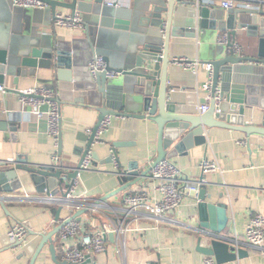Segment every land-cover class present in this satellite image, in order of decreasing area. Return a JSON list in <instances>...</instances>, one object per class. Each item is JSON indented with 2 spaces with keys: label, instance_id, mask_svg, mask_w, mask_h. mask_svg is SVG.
Returning a JSON list of instances; mask_svg holds the SVG:
<instances>
[{
  "label": "water",
  "instance_id": "obj_1",
  "mask_svg": "<svg viewBox=\"0 0 264 264\" xmlns=\"http://www.w3.org/2000/svg\"><path fill=\"white\" fill-rule=\"evenodd\" d=\"M6 1L11 3V0ZM43 1L49 5L53 18L58 6L70 10L72 14L79 11L91 15L84 20L85 37L60 41L54 38L55 35L35 31L33 36L18 46L0 38V84L6 77H12L16 88L8 90L18 94L21 82L32 84L30 87H46L55 91L56 95L51 100L59 105L67 101H88L97 108L99 118L93 133L88 135V144L81 150L82 157L76 167L34 166L23 156L18 157L16 162L0 163L3 167L0 171V201L7 213L5 201L9 198L3 194L14 193L23 187L18 170L28 173L30 181L41 192L52 196L61 193L66 197L77 176V169L92 148L95 132L107 115L121 118L124 133L134 139L140 133L149 135L156 128L157 157L142 172L131 166L128 170L117 172L120 186L97 200L95 205L138 184L159 161L188 154L191 148L204 145L207 142L204 136L206 128L225 127L249 135H264V80L256 77L250 66L264 64L263 7L236 6L224 10L205 5L200 0H168L167 3L154 0L145 14L137 19L133 17V10L110 6L106 0H94L92 6L87 4L90 0ZM17 10L21 12L23 9ZM129 30L133 33L130 44L124 51L115 52V45L128 35ZM244 30L258 40L256 52L251 55L243 52L238 54L233 49V42L237 36L244 34ZM118 31L125 35L120 36ZM205 31H219L220 34L227 32L229 41L227 44L210 39L204 41L203 47L211 50L215 56L209 61L213 65L211 93L215 95L220 91L222 101L217 104L212 100L208 111L200 114L197 108L199 87L196 84L199 71L194 73L183 70L173 63V57L195 58L196 42ZM95 54L103 56L107 69L116 71L117 75L111 77L106 72H99L93 76L89 69L86 71L80 67L84 59H89L90 64ZM183 82L184 85L181 84ZM257 106L263 110L260 125L247 124V107ZM130 143L125 140L114 142L112 154L105 159H100L93 148L92 165L113 162L114 157L119 160L117 149L129 146ZM62 144L60 129L59 155ZM75 151L79 149L75 148ZM207 184L202 176L188 180L185 188V193L197 200L200 222L195 229L198 233L197 250L214 257L217 264L241 259L248 252L237 247L236 241L229 237L228 206L209 201L213 196L203 187ZM95 205H88L63 221H60L63 208L59 206L55 218L59 224L48 233H38L26 224L29 227L28 238H35L23 247L21 257L29 255V264H36L38 259L45 263L41 254L44 246L51 242L53 262L69 264L57 259L52 238L72 218L80 221L82 215ZM111 234L113 237L116 235ZM6 241H10V248L22 245L7 236Z\"/></svg>",
  "mask_w": 264,
  "mask_h": 264
},
{
  "label": "crops",
  "instance_id": "obj_2",
  "mask_svg": "<svg viewBox=\"0 0 264 264\" xmlns=\"http://www.w3.org/2000/svg\"><path fill=\"white\" fill-rule=\"evenodd\" d=\"M93 1H87V4L92 6ZM109 1L114 0H106V3ZM116 1L121 2V5L115 7L133 10L135 14L133 17L138 19L145 14L148 6L154 0ZM155 1L168 2V0ZM234 1L239 7L264 8V0ZM15 8L6 0L0 3V38L10 42L13 46H18L23 40L33 36L35 31L50 33L60 41L85 37V30L54 26L49 6L45 9ZM20 8L23 9L21 12L17 10ZM213 8L224 9L219 5ZM56 12L71 13L70 10L60 6L57 7ZM82 15L85 21L89 16L91 17V15H84V13ZM140 28L142 29V27ZM118 34L120 36L125 35L122 31H118ZM127 34L115 45V52L124 51L130 44L133 33L129 30ZM219 34V31H205L204 35H200L199 42H196L195 58L204 62H209L215 58L211 50L205 49L203 46L207 39L218 42ZM236 41L242 46L245 55L256 52L255 46L258 40L250 36L245 30L243 35L237 36ZM88 60L84 59L80 65L86 71L89 69ZM250 66H252V71L256 77L263 81L264 64H251ZM207 80V71L201 69L196 80L197 86L200 87ZM2 84L7 89L15 90L16 88L12 77H6ZM181 84L184 85L185 82ZM31 85L21 82L18 89L28 88ZM197 94L198 106L206 103V93L197 91ZM59 106L63 139L60 155L54 138L47 134L46 116L38 119L30 114L28 108L19 101V95L15 91L7 90L4 94L0 92V163L16 162L18 157L23 156L29 164L34 166H63L67 169L76 167L82 157L81 150L88 144L87 129L97 124L99 112L88 101L84 103L67 101ZM262 114L263 110L258 106L247 107L246 123L259 126L262 121ZM204 136L207 140L204 145L195 146L188 151V154L177 155L171 160L182 170L185 180L205 177L208 184L203 185V187L208 189L213 196L209 200L210 202L227 204L229 237L236 241L237 247L246 250L248 254L241 259L237 258L225 264H264L262 250L250 246L245 240L246 228L251 217L256 213L264 215V135H249L239 130L214 127L206 128ZM122 140L131 141V143L129 146L117 149L119 166H116L114 161L105 164L99 163L97 166L91 165L89 169L82 171L79 184L74 189L73 195L77 198H86L90 201V205H95L97 200L120 186L117 172L128 170L130 166L136 168L138 172H142L148 169L156 159L157 129L154 128L149 135L140 133V136L134 139L124 133L122 119L114 116L112 126L105 134L103 142L97 144L94 149L100 159H105L112 154L113 143ZM240 140H246L248 145H240L238 143ZM75 148H78L79 151L76 152ZM56 154L58 160L54 158ZM204 158L216 160L221 169L203 174L200 162ZM2 170L3 167L0 166V171ZM70 171L69 169L68 172ZM17 173L23 187L14 193L3 194L4 197L9 198L5 201L9 213L4 210L0 201V264H29L30 262V256L21 257V253L23 247L35 237L27 238L25 244L15 248H10V241H6L9 230L16 223L28 224L31 230L38 233H48L59 224L52 223L56 218V211L53 212L56 207L39 201L41 197L47 196V194L34 186L28 178V173L23 170H18ZM152 184L153 182H149L148 177H146L123 193L109 198L100 205H95L92 210L82 215L83 228L86 231L96 232L104 229L105 226L114 229L119 224L129 228L128 231L120 235L126 241V248L122 254L116 251V243L120 239L119 235L110 236L112 232L106 235L105 250L94 256L99 264H204L208 255L197 250L198 233L195 229L199 227L200 222L197 200L191 195L185 193L180 206L170 213L171 222L166 221L157 224L154 220L149 219L133 220L131 218L128 220L125 218L123 214L125 207L122 203L123 195L127 192L147 189L153 197L157 196L151 187ZM65 189L66 186L63 190ZM56 196L61 197L62 194L59 193ZM68 216V211L65 208L62 209L60 221L68 219ZM52 243L56 248L57 259L60 262L65 261L63 258L64 251L58 241L57 234L53 236ZM74 243V240L69 241V245L73 246ZM50 244L51 242H48L44 246L41 254L45 263L38 259L36 264H55L52 260Z\"/></svg>",
  "mask_w": 264,
  "mask_h": 264
},
{
  "label": "built area",
  "instance_id": "obj_3",
  "mask_svg": "<svg viewBox=\"0 0 264 264\" xmlns=\"http://www.w3.org/2000/svg\"><path fill=\"white\" fill-rule=\"evenodd\" d=\"M205 5L219 7L224 9H231L236 7L234 0H200ZM11 3L15 7H29L45 9L49 5L43 0H11ZM110 6H120L119 1L107 2ZM54 26H65L74 29L85 30V21L82 13H63L56 12L53 18ZM229 41V34L223 32L218 36V42L221 44H227ZM233 49L236 53L242 54L243 48L237 42H233ZM173 63L183 70L192 71L198 73L201 69H205L208 73V80L199 87L198 91L206 93V103L198 106V112L200 114L206 113L209 109L210 102L215 100L217 104L222 101V94L217 91L215 95L211 93V87L213 83V65L210 62H204L197 58H190L187 56H175L173 57ZM107 62L103 56L95 54L89 64L90 73L95 76L99 72H106L108 76H116L117 72L107 69ZM7 87L4 84H0V92L2 94L7 92ZM19 101L25 105L30 114L35 117L42 118L46 116L48 122L47 134L52 136L58 145V136L60 132V106L59 104L51 100L55 97V91L46 87H28L19 89ZM113 123V116L107 115L101 121L94 136V142L92 148L85 157L81 167L78 170L77 176L73 181L71 191L66 197L47 195L41 197L39 201L54 205L56 208L62 206L69 213L68 218H71L74 213L84 209L90 205V201L86 198H77L73 195L74 189L79 184V178L82 171L87 170L92 165V150L97 145L103 142L105 134L110 130ZM88 134L93 133V127L87 129ZM240 145L247 146L246 140L238 141ZM54 158L58 160V155H54ZM114 163L119 166L118 159L114 157ZM153 163V162H152ZM200 168L203 174H207L212 171L220 170L221 167L216 160H210L204 158L200 162ZM149 182L152 181V188L157 196H152L149 190L143 189L137 192H127L122 197V203L125 207L123 212L126 219L139 220L149 219L154 220L157 224L162 222H171L169 218L170 213L174 212L181 204L184 195L185 188H187L188 180H185L182 174V170L171 159H164L156 163L148 174ZM118 222V221H117ZM54 224L59 222L55 219L52 221ZM128 227H123L119 224L114 229L104 227L96 232L86 231L83 228V220L71 219L67 222L57 233L58 241L63 248V258L69 264H99L94 256L97 253H101L105 250L106 235L110 232L118 234L120 239L116 243V251L122 254L126 248V241L121 238L120 235L128 231ZM29 234V227L25 223H16L8 232V237L12 241L21 242L22 245L27 242ZM74 240V245H69V241ZM246 242L256 248L262 250V256L264 258V215L261 213L254 214L246 228L245 233ZM21 245V246H22ZM213 257H206L204 264H215Z\"/></svg>",
  "mask_w": 264,
  "mask_h": 264
},
{
  "label": "trees",
  "instance_id": "obj_4",
  "mask_svg": "<svg viewBox=\"0 0 264 264\" xmlns=\"http://www.w3.org/2000/svg\"><path fill=\"white\" fill-rule=\"evenodd\" d=\"M57 210V208H55L54 210H53V212H55Z\"/></svg>",
  "mask_w": 264,
  "mask_h": 264
}]
</instances>
